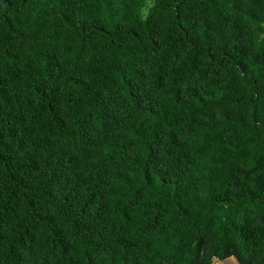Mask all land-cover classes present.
I'll return each mask as SVG.
<instances>
[{"label": "trees", "instance_id": "1", "mask_svg": "<svg viewBox=\"0 0 264 264\" xmlns=\"http://www.w3.org/2000/svg\"><path fill=\"white\" fill-rule=\"evenodd\" d=\"M145 1L0 0V264H264V0Z\"/></svg>", "mask_w": 264, "mask_h": 264}, {"label": "rangeland", "instance_id": "2", "mask_svg": "<svg viewBox=\"0 0 264 264\" xmlns=\"http://www.w3.org/2000/svg\"><path fill=\"white\" fill-rule=\"evenodd\" d=\"M150 3H151V0L145 1L146 6H148ZM145 10H146V7L142 9L143 14L145 13ZM228 260L229 261L213 259L211 264H234V263L230 262L231 260L233 261V257H228Z\"/></svg>", "mask_w": 264, "mask_h": 264}, {"label": "clouds", "instance_id": "3", "mask_svg": "<svg viewBox=\"0 0 264 264\" xmlns=\"http://www.w3.org/2000/svg\"><path fill=\"white\" fill-rule=\"evenodd\" d=\"M146 17H147V11L145 10V13H144V15L141 17V19H146Z\"/></svg>", "mask_w": 264, "mask_h": 264}]
</instances>
